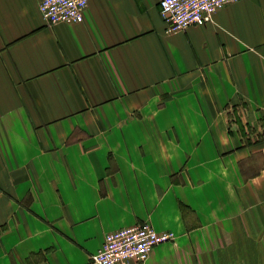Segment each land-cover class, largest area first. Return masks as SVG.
<instances>
[{"label":"crops","instance_id":"1","mask_svg":"<svg viewBox=\"0 0 264 264\" xmlns=\"http://www.w3.org/2000/svg\"><path fill=\"white\" fill-rule=\"evenodd\" d=\"M39 2L0 0V264H96L141 222L174 233L144 264H264V0L179 31L158 0Z\"/></svg>","mask_w":264,"mask_h":264},{"label":"built area","instance_id":"2","mask_svg":"<svg viewBox=\"0 0 264 264\" xmlns=\"http://www.w3.org/2000/svg\"><path fill=\"white\" fill-rule=\"evenodd\" d=\"M236 0H158L159 13L169 31L210 22L223 6ZM87 0H40L38 8L48 25L78 23L83 20ZM174 240L171 231L157 232L149 222H141L105 233L101 246L90 255L96 264H144L157 244Z\"/></svg>","mask_w":264,"mask_h":264}]
</instances>
